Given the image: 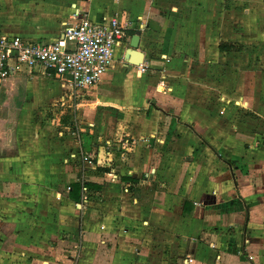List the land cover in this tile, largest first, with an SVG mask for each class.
I'll use <instances>...</instances> for the list:
<instances>
[{
    "label": "crops",
    "instance_id": "1",
    "mask_svg": "<svg viewBox=\"0 0 264 264\" xmlns=\"http://www.w3.org/2000/svg\"><path fill=\"white\" fill-rule=\"evenodd\" d=\"M242 1L230 0L224 9L225 0H0V33L12 37L58 41L78 22V9L95 21L116 15L132 24L98 85L76 97L68 75L28 78L17 103L16 150L0 154V264H264L263 152L246 161L248 174L230 175L227 163L244 159L224 139L230 138L224 117L214 110L207 115L201 79L194 82L187 71L198 68L206 78L208 40L220 54L234 49L224 33L240 42L254 38L256 2ZM14 5L17 22L10 16ZM136 33L144 54L139 66L126 57ZM189 36L199 47L197 64L195 51L183 43ZM17 78L3 85L0 102ZM68 96V115L80 110V97L95 105L81 121L83 142L61 131L41 144L29 118L47 101ZM247 98L252 105L254 97ZM147 134L160 135L157 146L141 141L133 153L129 141ZM197 135L208 138L214 151L197 144ZM69 136L67 147L61 139ZM79 147L83 162L76 163ZM195 148L201 149L196 161Z\"/></svg>",
    "mask_w": 264,
    "mask_h": 264
},
{
    "label": "rangeland",
    "instance_id": "2",
    "mask_svg": "<svg viewBox=\"0 0 264 264\" xmlns=\"http://www.w3.org/2000/svg\"><path fill=\"white\" fill-rule=\"evenodd\" d=\"M225 1H228V3L224 6V9H230V0ZM251 1L256 2V4L253 6V8L255 7L254 10L256 11L255 18H253L251 15L250 17L253 20H251L250 23H253V31L257 36L254 35L253 39L247 41L244 39L240 42L238 39L229 36L227 33H224V40L228 39V41H232L234 43L232 44L234 49L231 52L226 51L220 54L215 52V43H211L212 41L208 40L207 46L205 47V53L203 54V59L206 65V69L204 70L206 73V78L203 80V70L201 71V74H199L200 70L198 68L190 67L187 69V71L189 70V78H191L194 82L198 83V81L201 79L199 90L201 91V95H205L207 98V104L209 108L207 115L212 116V110H214V112H216L219 117H224L225 120L223 119V123L227 124L229 134L228 136L230 137L224 139L231 148L230 150L233 151L234 156L236 158L238 157L239 159H244V161H239V163L236 161L227 163V166L229 165V169L230 167L232 168L230 169L231 176L232 174H239L240 176L248 174L249 172L246 173V170L243 168V166H247L246 161H250V157L251 159L255 158L253 154L257 152V150L260 149L263 152L261 153V156L264 158V0ZM242 2H244L246 5V0H243ZM3 6H5V4H0V20H2V16L4 14L2 9ZM239 6L241 10L247 8L246 6ZM10 10V16H12L14 22H17L18 18L21 16L18 13L19 6H11ZM239 18H241V16H239ZM242 18H245V16H242ZM259 18L261 19L260 21L258 20ZM246 22L247 20L244 19V23ZM227 24L230 25L231 21L227 22ZM182 39L183 38H181V40ZM186 40L188 41V45L191 46V49L195 51V53L193 52L191 54V58L193 63L197 64L199 47L193 46L195 45L196 41L194 42L192 36L184 38L183 43H185ZM40 41L46 43L44 40ZM177 57L178 59L180 58L179 56ZM230 76L232 79H229ZM28 78L30 77L20 76L17 79H14V83L10 84L8 87V92H5L4 99H1L0 154H7L16 150L17 130L21 119L20 108H18L17 103L19 99L23 98L22 94L24 88L26 87ZM194 87L198 88V84H195ZM180 92L182 94L183 89H180ZM247 95L254 97V102L252 105L251 103L248 104V98L246 99ZM70 96L76 97V92H74L73 89ZM70 96L66 97L64 101H56L57 103L53 102V100L47 101L44 103L45 105L39 106L40 111L36 112L33 118H29V120H33L32 125L34 129L37 130L35 132L37 137H40L39 142L41 144H45L42 140L43 138L47 137L49 133L51 135V133H61V131L63 135L70 134L71 138H73V141L77 140V143L79 144L83 142L82 137L79 136L78 132L79 128L83 125L81 121L83 119L87 120L89 118H87L86 112L88 111V116H90V108L95 107V105L92 101L85 100L88 97H80V110H77V112H74L72 115H68L66 114L65 109L70 111L71 103H73V100L68 99ZM54 104H58L59 107L55 106ZM58 108L59 110L63 109V112L65 113L56 115L55 113H57ZM85 108L87 109L83 110ZM80 114L82 116L81 118L78 117ZM100 114L101 112L98 114V116L101 117ZM174 119L179 122L182 120L180 116L176 115L174 116ZM219 123H221V121ZM205 124L208 123L206 122ZM64 125L70 127V129H63ZM21 126L26 130V127L23 123ZM131 127L132 130H134L137 126L136 124H133ZM215 135H213V137ZM159 136V134H155L153 136L147 134L143 135V137H135L134 140L131 139L129 142L131 143L132 147H135L133 153L137 151V147L141 141H146L145 144H148V146H157L159 141H157V139L154 137L159 139ZM197 137H199L197 144L206 145L205 148L208 149L211 147V142L208 138L200 135H197ZM69 138L70 136L61 140L64 143L65 141H69ZM192 140H190L191 144L194 143ZM111 144L112 143L110 142V145ZM66 145L67 147L68 145L70 146L69 142H67ZM148 146L146 145V147ZM210 149L211 151H214V147H211ZM180 150L181 149H179V151ZM195 150L197 155L195 154V156L192 158H195L196 161L198 158H201V155H198L201 153V149L195 148ZM73 151L75 150L69 151V159L72 163H74L72 160L76 157ZM81 151L84 150L82 148L80 149V147L79 150L75 151V154L77 155L76 163L83 162V156L80 155ZM132 159L134 158L132 157ZM243 163L245 165H243ZM114 164L112 166H114ZM78 166L82 171L83 166ZM105 170L108 171L109 168H105ZM68 185L69 183L66 184V187Z\"/></svg>",
    "mask_w": 264,
    "mask_h": 264
},
{
    "label": "built area",
    "instance_id": "3",
    "mask_svg": "<svg viewBox=\"0 0 264 264\" xmlns=\"http://www.w3.org/2000/svg\"><path fill=\"white\" fill-rule=\"evenodd\" d=\"M76 19L75 25L51 43L0 33V90L10 78L38 73L53 78L68 75L76 93L97 86L132 24L116 15L95 21L79 9Z\"/></svg>",
    "mask_w": 264,
    "mask_h": 264
},
{
    "label": "water",
    "instance_id": "4",
    "mask_svg": "<svg viewBox=\"0 0 264 264\" xmlns=\"http://www.w3.org/2000/svg\"><path fill=\"white\" fill-rule=\"evenodd\" d=\"M139 41L140 33L134 34L130 42V47L126 51V57L136 66L141 65L144 61V54L138 50Z\"/></svg>",
    "mask_w": 264,
    "mask_h": 264
},
{
    "label": "trees",
    "instance_id": "5",
    "mask_svg": "<svg viewBox=\"0 0 264 264\" xmlns=\"http://www.w3.org/2000/svg\"><path fill=\"white\" fill-rule=\"evenodd\" d=\"M223 48H228V46H221V49L223 50ZM80 185H76L75 187H74V189H76L75 190V192H76V194H77V196H78V194H79V192H80Z\"/></svg>",
    "mask_w": 264,
    "mask_h": 264
}]
</instances>
